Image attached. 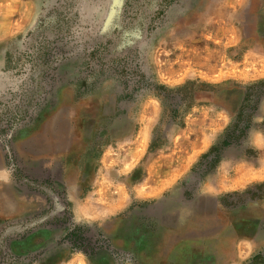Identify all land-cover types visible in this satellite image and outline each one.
<instances>
[{
  "label": "rangeland",
  "instance_id": "374dc122",
  "mask_svg": "<svg viewBox=\"0 0 264 264\" xmlns=\"http://www.w3.org/2000/svg\"><path fill=\"white\" fill-rule=\"evenodd\" d=\"M263 4V0H43L31 28L9 37L0 32V154L14 179L8 206L0 196V264H59L71 253L80 257L75 254L66 264H219L216 246L202 250L198 232L223 227L204 225L211 201L198 206L188 233L167 231L164 224H175L177 216L169 212L173 205L193 200L202 180L213 174L212 159L241 151L222 146L164 201L136 200L118 214L110 201L114 197L100 202L105 208L94 206L90 170L101 163L110 168L106 174L112 181L132 183L142 178L146 161L161 147L173 151L185 120L199 114L197 104H217L203 99L194 107H182L173 118L168 109L165 112L161 88L177 89L190 81L218 85L196 77L195 69L213 68L221 42L225 54L236 59L248 46L264 42ZM235 33L239 45L227 47L224 42ZM232 78L222 86L238 82ZM263 88L250 91V106ZM226 103L233 111L234 102ZM250 106L241 117V129L257 112ZM149 119L152 139L161 147L149 149L147 158L128 175L120 170L121 159L128 155L134 133ZM236 135L233 142L239 143L240 132ZM66 182L80 183V193L91 185L80 209L97 211L99 218L75 222ZM255 187L254 193L260 194ZM248 197V192L226 196L223 203L232 208L227 217H263L255 207H243ZM74 226L89 228L87 236L101 240L103 248L100 256L94 254L95 260L66 243ZM244 231L264 239L258 226ZM187 237L193 240L192 249L178 244Z\"/></svg>",
  "mask_w": 264,
  "mask_h": 264
},
{
  "label": "crops",
  "instance_id": "0c3cea01",
  "mask_svg": "<svg viewBox=\"0 0 264 264\" xmlns=\"http://www.w3.org/2000/svg\"><path fill=\"white\" fill-rule=\"evenodd\" d=\"M42 1L0 0L1 36L9 37L31 28L38 17ZM23 7L26 8L23 9ZM262 8L264 9V4ZM240 41L239 35L235 33L224 43L227 47H236ZM219 44H221V51L219 49L218 57L212 59L213 68L210 70L195 69L196 77L205 81H214L218 85H222L231 77L233 80H238L235 84L241 86L264 80V42L259 41L257 44L245 48L239 59L229 58L224 52L222 42ZM196 65L201 64L196 63ZM239 81L246 84L239 83ZM227 82L232 83L233 81ZM194 109L199 114L185 120L178 135L177 147L170 152H165L161 147L154 156L146 161L144 174L139 180L132 183L114 182L110 178V174H106V171H110L107 165L96 163L93 166L90 174L94 180L90 178V183L94 181L95 190L93 193L91 191L90 196L94 199L93 204L97 210L100 207L105 208L100 202H106L110 196L114 197L110 201L116 205L115 213L130 208L133 201L136 200L142 203L161 202L167 199V193L176 188L179 182L190 181L201 158L223 139L225 132L236 119L235 111H228L213 104L200 103ZM152 133L153 126L149 119L143 128L139 127L132 136V143L127 151L128 155L121 159V171L129 175L143 162L149 153ZM229 148L238 149L241 153L237 156H222L213 174L199 184L197 193L193 194V200L173 205L174 209L169 212L176 214V222L173 225L165 223L164 227L167 231L188 233L191 224L196 222L198 206L203 201L209 200L212 202V211L210 216L205 219L204 225L223 227L210 232L198 231L201 249L206 252L213 245L216 246L219 264H250L254 257L264 249V239L255 237L244 230L251 226H258L260 230H264V194L255 199H251L249 196L243 203V207L258 209L263 214V217H259V219L244 216L234 219L227 217L226 212H231L232 208L226 206L223 199L231 194H246L255 186L264 184V95L253 117L252 127L240 144L231 145ZM248 151H253L254 154L248 155ZM99 155L101 157V155H105V152ZM2 157L0 154V196L4 197V205L8 206L9 201L6 200V197L10 195L14 179L6 169ZM65 185V193L71 202L75 222H89L99 218L100 215L97 211L87 213L80 209L86 204L85 200L89 196L91 185L83 187L81 193L79 192L80 183L77 185L66 182ZM77 188L78 194H76ZM106 192H110L109 196L106 195ZM178 244L181 247L193 248V240L188 237L180 239ZM75 254L78 255V253H71L69 258L59 264H66L68 259L73 258ZM85 256L87 257V255Z\"/></svg>",
  "mask_w": 264,
  "mask_h": 264
},
{
  "label": "trees",
  "instance_id": "16d2710c",
  "mask_svg": "<svg viewBox=\"0 0 264 264\" xmlns=\"http://www.w3.org/2000/svg\"><path fill=\"white\" fill-rule=\"evenodd\" d=\"M262 87H264V80L257 81L247 86H241L235 83L233 84V86H230V83L228 82L223 86L208 85V84H202L198 86L196 82L190 81L183 84L182 86H179L177 89L162 87L159 94L163 99L165 112L166 109H168L170 113L169 115L172 116L173 118H176L178 116V113L182 107L184 106L191 107L196 102L198 101L200 102L203 99L215 103L217 104V106L223 107L228 111L231 110L226 102L227 101L234 102L233 111L236 112L235 122L227 129V131L223 136V139L201 158V160L197 165L199 166L202 164L204 160L208 159L213 154H216L222 146H231L234 145V143H238V142H233L237 138L236 137L237 131L240 132V136H238V138H241V140H239V143H241V141L246 136L248 130L252 127L253 117L255 115L252 114L249 116V123H247L244 129L240 128V122L242 121L241 117L245 115L244 114L245 110L251 105L252 102L250 91L258 90L259 88ZM263 95H264V88L260 91V94L258 95L259 98L255 102V105L250 106L255 111L258 110V105ZM160 147L161 145H157L155 139H152L150 146L151 151H153L155 148L157 149ZM220 159L221 157L217 155L216 158L212 159L211 166L214 165L216 167ZM137 180L139 179H136L135 181ZM255 189H261V192L260 194L257 195L254 193L253 189L249 190L248 193L251 199H255L257 197L263 196L264 184L257 185ZM228 196L230 197V195ZM87 231H89V228H85L82 226H74L67 233L65 237V241L69 245L71 250L81 251L91 259L95 260L94 254L96 256L97 255L100 256L99 252L100 249L103 248V245L101 244V240L99 238L93 240L89 236H87L86 234ZM250 264H264V249L254 257L253 261Z\"/></svg>",
  "mask_w": 264,
  "mask_h": 264
}]
</instances>
